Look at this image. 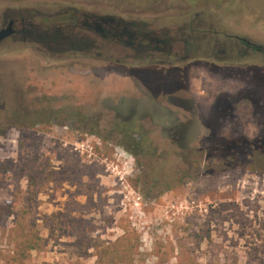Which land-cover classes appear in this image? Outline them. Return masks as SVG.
Returning <instances> with one entry per match:
<instances>
[{
  "label": "rangeland",
  "instance_id": "1",
  "mask_svg": "<svg viewBox=\"0 0 264 264\" xmlns=\"http://www.w3.org/2000/svg\"><path fill=\"white\" fill-rule=\"evenodd\" d=\"M11 12L143 22L200 49L140 55L80 27L93 49L0 42V252L21 234L23 264H264V54L221 52L264 44V0H0V25Z\"/></svg>",
  "mask_w": 264,
  "mask_h": 264
},
{
  "label": "flooded vegetation",
  "instance_id": "2",
  "mask_svg": "<svg viewBox=\"0 0 264 264\" xmlns=\"http://www.w3.org/2000/svg\"><path fill=\"white\" fill-rule=\"evenodd\" d=\"M68 24L62 28L61 23H54L52 26L41 27L32 22V19H26L19 12L6 15L4 21L0 25V29H10L9 37L17 39L21 37L29 41L37 42L50 50L73 49V50H91L95 47L94 37L76 38L73 30L80 27L86 33L92 36L100 35L102 40L112 39L135 50L140 55L143 53L148 56L153 53H163L171 55L175 50V45L179 42L183 44L182 52L184 59H189L200 49L195 38L185 37L177 39L176 37L160 36L147 28L146 23L136 21H125L121 18L111 16H95L82 14V21L79 24L78 16H70ZM184 30V29H183ZM195 28L190 27L189 33L194 32ZM237 43L223 45L221 52L223 57H230L234 53L237 55H246L249 51L264 54V44L256 43L245 37L233 35ZM178 51H174V55H178ZM225 59V58H224ZM225 61V60H224Z\"/></svg>",
  "mask_w": 264,
  "mask_h": 264
},
{
  "label": "trees",
  "instance_id": "3",
  "mask_svg": "<svg viewBox=\"0 0 264 264\" xmlns=\"http://www.w3.org/2000/svg\"><path fill=\"white\" fill-rule=\"evenodd\" d=\"M175 132L173 133L176 138L180 139L182 138L184 134V129L179 126V127H174ZM3 131L0 133L2 134ZM134 142L140 143V141L137 139H133ZM123 147L130 153L134 154L131 148L127 145H123ZM218 150H215V152H219L223 158H233V161H236V154H238V151L235 149L231 151L232 145L227 142L222 145L216 146ZM229 148V150H228ZM213 152L212 154L209 155L210 158H216L217 155ZM236 166V165H235ZM234 166V167H235ZM22 229V228H21ZM17 238H15L16 243L15 247L11 250V253H9V249L5 250V252H0V261L4 260L6 264H23L24 261L30 256V252L36 248L35 244L33 243V238H28L26 235H17Z\"/></svg>",
  "mask_w": 264,
  "mask_h": 264
},
{
  "label": "water",
  "instance_id": "4",
  "mask_svg": "<svg viewBox=\"0 0 264 264\" xmlns=\"http://www.w3.org/2000/svg\"><path fill=\"white\" fill-rule=\"evenodd\" d=\"M11 34V30L6 28V29H0V42L8 38Z\"/></svg>",
  "mask_w": 264,
  "mask_h": 264
}]
</instances>
